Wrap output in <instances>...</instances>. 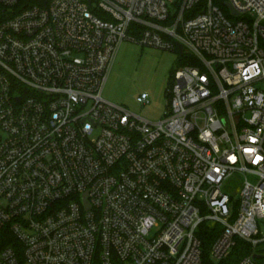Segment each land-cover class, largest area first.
<instances>
[{
    "label": "built area",
    "instance_id": "built-area-1",
    "mask_svg": "<svg viewBox=\"0 0 264 264\" xmlns=\"http://www.w3.org/2000/svg\"><path fill=\"white\" fill-rule=\"evenodd\" d=\"M221 4L0 0V264H203L210 221L264 264V0ZM126 39L191 55L160 121L104 98Z\"/></svg>",
    "mask_w": 264,
    "mask_h": 264
},
{
    "label": "rangeland",
    "instance_id": "rangeland-1",
    "mask_svg": "<svg viewBox=\"0 0 264 264\" xmlns=\"http://www.w3.org/2000/svg\"><path fill=\"white\" fill-rule=\"evenodd\" d=\"M228 0H221L225 3ZM231 16L229 9H225ZM232 19H237L236 16ZM191 55L179 51L144 47L125 40L119 47L116 60L104 88V98L111 103L124 106L146 120L160 121L168 110V94L171 79L176 70L188 64ZM149 94V102L141 103L137 98ZM244 176L234 175L225 185L231 197L230 207L237 216L241 207V188ZM254 178H252L253 180ZM211 221L207 226H211ZM211 257V249L209 250Z\"/></svg>",
    "mask_w": 264,
    "mask_h": 264
},
{
    "label": "trees",
    "instance_id": "trees-1",
    "mask_svg": "<svg viewBox=\"0 0 264 264\" xmlns=\"http://www.w3.org/2000/svg\"><path fill=\"white\" fill-rule=\"evenodd\" d=\"M33 5L47 6L51 0H29ZM223 9H226L225 3L221 4ZM205 229L202 230L201 239L203 245V264H214L209 256V250L214 242L216 236H214L213 230L210 226L205 225ZM241 244L236 248V252L226 261L224 264H234L236 263L243 255L244 252L241 251Z\"/></svg>",
    "mask_w": 264,
    "mask_h": 264
},
{
    "label": "water",
    "instance_id": "water-1",
    "mask_svg": "<svg viewBox=\"0 0 264 264\" xmlns=\"http://www.w3.org/2000/svg\"><path fill=\"white\" fill-rule=\"evenodd\" d=\"M227 6L232 9V7H231V5L229 3L227 4ZM233 12L235 13L234 10H233ZM179 50H180L181 53H183V47L181 45H179Z\"/></svg>",
    "mask_w": 264,
    "mask_h": 264
}]
</instances>
